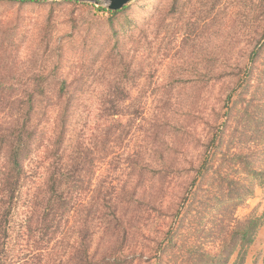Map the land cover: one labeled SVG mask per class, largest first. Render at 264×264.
Returning <instances> with one entry per match:
<instances>
[{
	"label": "rangeland",
	"instance_id": "374dc122",
	"mask_svg": "<svg viewBox=\"0 0 264 264\" xmlns=\"http://www.w3.org/2000/svg\"><path fill=\"white\" fill-rule=\"evenodd\" d=\"M43 1L0 2V26L16 27L0 35L15 88L33 91L26 87L45 76L36 89L54 96L64 81L62 92L79 94L68 145L81 144L92 182L136 190L118 208L131 234H67L77 257L89 246L96 264H155L153 250L176 222L164 262L210 264L255 221L253 241L238 240L226 264H264V0H130L114 15L105 0ZM113 94L122 99L108 116ZM217 129L225 132L217 161L191 193Z\"/></svg>",
	"mask_w": 264,
	"mask_h": 264
},
{
	"label": "trees",
	"instance_id": "16d2710c",
	"mask_svg": "<svg viewBox=\"0 0 264 264\" xmlns=\"http://www.w3.org/2000/svg\"><path fill=\"white\" fill-rule=\"evenodd\" d=\"M121 9L106 11L114 15ZM3 23L7 25L8 20H3ZM6 25L0 26L1 36L16 28L12 24ZM262 33L261 38L264 39V29ZM6 39L3 41L0 38V264H96V256L89 253V246L84 247L82 257H77L75 244L78 246V240L69 238L67 234H88L89 239L91 234L102 233L104 229L112 234H131L129 222H124L126 216L118 208L121 203L130 204L136 190L127 196L124 188L130 187L92 182L94 169L87 167V155L81 149V144L68 145L70 122L79 94L62 92L65 89L64 81L60 83L61 91L54 96L36 89L48 81L45 76L34 83L35 87H26L33 91L15 88L18 84L13 82L10 75L15 71L12 67L14 64L9 59L8 47L3 45ZM262 47L259 44L253 48L249 61L255 60ZM248 72L250 70L247 68L245 73ZM110 96L111 112L107 111L106 115L114 116L122 97L118 94ZM224 134L223 129H217L208 139L189 192L192 193L198 181L214 168L219 155L218 144ZM225 165L237 166L231 162ZM136 174L137 183L143 177L144 170L141 168L140 174ZM142 180L144 177L138 187ZM121 192L126 195L125 198L120 196ZM185 200L184 196L181 205ZM108 205L113 206L114 210L110 214L111 219L106 220L105 209ZM86 206L90 212L83 214ZM179 211L174 212L177 218ZM258 225L253 221L244 229L233 232L226 241L232 247L229 252L213 254L209 263H228L236 242L240 240L241 244H250ZM178 230L179 223L175 222L167 229L163 239L158 241L153 250L155 264H166L164 253L177 243ZM133 261L135 258L131 257L120 264H132Z\"/></svg>",
	"mask_w": 264,
	"mask_h": 264
},
{
	"label": "water",
	"instance_id": "95a60500",
	"mask_svg": "<svg viewBox=\"0 0 264 264\" xmlns=\"http://www.w3.org/2000/svg\"><path fill=\"white\" fill-rule=\"evenodd\" d=\"M130 0H105L106 6L110 10H119L123 8Z\"/></svg>",
	"mask_w": 264,
	"mask_h": 264
}]
</instances>
